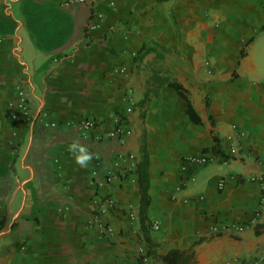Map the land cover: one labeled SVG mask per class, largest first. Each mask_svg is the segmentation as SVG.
I'll use <instances>...</instances> for the list:
<instances>
[{
  "label": "crops",
  "instance_id": "1",
  "mask_svg": "<svg viewBox=\"0 0 264 264\" xmlns=\"http://www.w3.org/2000/svg\"><path fill=\"white\" fill-rule=\"evenodd\" d=\"M110 2L0 0V264H264V0ZM120 152L145 196L137 169L103 178Z\"/></svg>",
  "mask_w": 264,
  "mask_h": 264
},
{
  "label": "built area",
  "instance_id": "2",
  "mask_svg": "<svg viewBox=\"0 0 264 264\" xmlns=\"http://www.w3.org/2000/svg\"><path fill=\"white\" fill-rule=\"evenodd\" d=\"M38 1H46V0H38ZM91 0H60V6L63 8H72L76 6H81L89 3ZM111 5H114V0H111L110 2ZM93 18H95L93 20ZM103 18L102 14H96L93 15L90 21L87 24V30H95L97 27V24L95 23V20H101ZM118 73H124V69L120 68L119 70H116ZM18 95L20 96V108L21 111L23 112L24 115H28L30 112V106H29V101L28 98L26 97V94L24 90L21 87H18ZM132 112V105H129L128 108L126 109V113H131ZM52 126H55V124H52ZM97 126V121L93 119H87L82 122L81 129L82 130H89V129H94ZM114 133L116 136V139L120 143H124V139L128 136L131 135V132L129 130L127 131H122L119 126H116L114 129ZM241 134H237V138H240ZM232 153H235V149L233 148ZM188 161L190 162H195V163H205L207 159L204 156H191L187 158ZM116 167L115 168H109L107 169L104 174L103 178L107 183H111L114 181H121L125 179L129 173H132L137 169L138 162L136 155L132 153H118L116 157ZM224 186V181H221L219 183V188H223ZM115 205V202L113 199L110 197H106L102 200V207L98 209L97 212H95L90 220V223L94 224L98 230L102 233V235L106 238H113L114 237V230L112 229L111 226L108 224H104L100 221V215L104 214L109 207H112ZM129 221L131 223H134L137 219L136 214L132 210H130L129 214ZM153 230H159V226L157 224H154ZM139 259L141 264H147V255H144L142 253V250H139Z\"/></svg>",
  "mask_w": 264,
  "mask_h": 264
},
{
  "label": "trees",
  "instance_id": "3",
  "mask_svg": "<svg viewBox=\"0 0 264 264\" xmlns=\"http://www.w3.org/2000/svg\"><path fill=\"white\" fill-rule=\"evenodd\" d=\"M158 3H162V2H167L170 0H156ZM171 88L175 89L177 94L184 99L187 102V106H188V115L190 117V119L192 120V122L196 123V124H200V118L197 116V114L195 113L191 102L187 96V92L186 90L183 88V86L177 82H170L168 84ZM213 152L224 158V155L222 153V151L219 148V141L217 138L214 137V146L212 148ZM146 154H144V158H143V163L140 164L137 167L136 173L139 176V184H140V189L142 191V194L145 196L147 187V177H146ZM4 227V221L1 220L0 221V230ZM139 264H141L139 262ZM161 264H194V254L192 253H188L185 251H180V250H172L169 253H167L165 256H162L161 258Z\"/></svg>",
  "mask_w": 264,
  "mask_h": 264
}]
</instances>
